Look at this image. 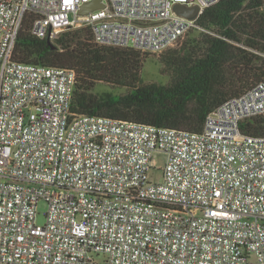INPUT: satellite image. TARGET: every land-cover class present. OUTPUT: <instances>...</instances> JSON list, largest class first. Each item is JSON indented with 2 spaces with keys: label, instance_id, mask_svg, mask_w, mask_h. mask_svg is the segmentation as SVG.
I'll list each match as a JSON object with an SVG mask.
<instances>
[{
  "label": "built area",
  "instance_id": "obj_1",
  "mask_svg": "<svg viewBox=\"0 0 264 264\" xmlns=\"http://www.w3.org/2000/svg\"><path fill=\"white\" fill-rule=\"evenodd\" d=\"M87 1L0 0V264H264V136L241 129L264 114V82L194 132L75 114L72 69L13 58L28 17L53 44L88 26L97 44L158 53L219 0H102L78 14Z\"/></svg>",
  "mask_w": 264,
  "mask_h": 264
},
{
  "label": "trees",
  "instance_id": "obj_2",
  "mask_svg": "<svg viewBox=\"0 0 264 264\" xmlns=\"http://www.w3.org/2000/svg\"><path fill=\"white\" fill-rule=\"evenodd\" d=\"M31 22L26 18L19 30L13 58L72 69L75 114L199 132L220 104L264 82V0H219L204 8L186 38L158 53L97 44L88 26L63 31L51 48L30 32ZM149 58L166 83L143 80ZM99 84L124 92L97 93ZM241 129L264 136V114Z\"/></svg>",
  "mask_w": 264,
  "mask_h": 264
},
{
  "label": "rangeland",
  "instance_id": "obj_3",
  "mask_svg": "<svg viewBox=\"0 0 264 264\" xmlns=\"http://www.w3.org/2000/svg\"><path fill=\"white\" fill-rule=\"evenodd\" d=\"M198 31L194 30L190 34V36L197 35ZM184 36L182 39L186 38ZM142 78L144 81H154L159 83H166L168 78L160 74V64L155 58H149L145 61L143 68H142ZM112 91L113 93H122L124 89H112L106 85L99 84L95 88V92L97 93H104ZM165 154L163 152H156L153 154L151 160V167L148 170V178L151 181L159 182L162 180V166L164 164ZM48 209V204L45 200L41 199L37 203L36 207V222L39 224L44 223L45 220V213Z\"/></svg>",
  "mask_w": 264,
  "mask_h": 264
},
{
  "label": "water",
  "instance_id": "obj_4",
  "mask_svg": "<svg viewBox=\"0 0 264 264\" xmlns=\"http://www.w3.org/2000/svg\"><path fill=\"white\" fill-rule=\"evenodd\" d=\"M102 0H90L87 2H83L79 8L77 9V13L80 15L87 14L97 8L103 7ZM174 11L184 17H187L189 19H194L197 17L199 12L198 6H187L181 3H177L173 6ZM48 45L51 48H55V45L51 43L49 40H47Z\"/></svg>",
  "mask_w": 264,
  "mask_h": 264
}]
</instances>
